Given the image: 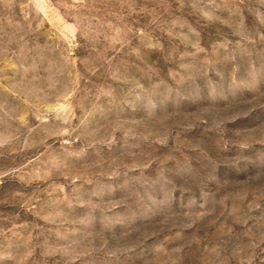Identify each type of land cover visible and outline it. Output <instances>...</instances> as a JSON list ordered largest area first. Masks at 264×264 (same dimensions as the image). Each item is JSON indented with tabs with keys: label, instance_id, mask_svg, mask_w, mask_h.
<instances>
[{
	"label": "rangeland",
	"instance_id": "obj_1",
	"mask_svg": "<svg viewBox=\"0 0 264 264\" xmlns=\"http://www.w3.org/2000/svg\"><path fill=\"white\" fill-rule=\"evenodd\" d=\"M0 264H264V0H0Z\"/></svg>",
	"mask_w": 264,
	"mask_h": 264
}]
</instances>
